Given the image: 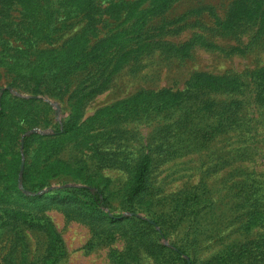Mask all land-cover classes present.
<instances>
[{"label":"rangeland","instance_id":"obj_1","mask_svg":"<svg viewBox=\"0 0 264 264\" xmlns=\"http://www.w3.org/2000/svg\"><path fill=\"white\" fill-rule=\"evenodd\" d=\"M233 1L182 0L168 13L170 19L182 18L178 26L184 30L166 35L165 41L181 44L202 35L220 49L197 45L183 58L158 47L146 53L141 63L133 57L121 61L103 87H99L105 78L103 69L96 76L97 68H87L69 70L59 82L48 85L45 94H34L25 82L10 89L7 116L0 126V153L5 151L8 159L20 153L18 192L33 197L65 187H96L110 202L107 215L85 213L76 206L32 203V198L9 188L13 184L9 172L15 168L4 165L0 169V207L23 210L49 222L46 229L24 231L29 262L23 264H186L185 260L221 264L220 255L236 245L264 240V125L254 103L259 81L250 75L264 66V35H256L257 28H246L235 39L207 30L214 26L216 17H225ZM105 62L107 66L110 63ZM114 66L115 61L109 70ZM199 73L240 77L253 131L220 136L201 151L180 150L168 158L169 152L157 154L161 162L154 170L151 189L134 203L132 212L124 203L131 170L160 126L152 119L124 114L103 118L98 114L141 92L185 91ZM7 80L0 78L1 90L7 88ZM97 88L103 89L97 92ZM72 113L73 122L81 128L67 136L57 135ZM234 150L241 151L234 154ZM26 167L29 178L24 181ZM240 180L254 188L236 185ZM197 187H201L198 195L204 208L194 221V216H187L181 208L175 210L171 204L177 199L175 194ZM251 191L257 194L261 216L250 214L255 212L254 202L248 201ZM108 216L121 219L112 223ZM133 217L149 224H135ZM0 232V264H20L15 261L20 248L17 254L10 251L12 233ZM178 249L185 255H179ZM5 256L9 258L6 263Z\"/></svg>","mask_w":264,"mask_h":264},{"label":"trees","instance_id":"obj_2","mask_svg":"<svg viewBox=\"0 0 264 264\" xmlns=\"http://www.w3.org/2000/svg\"><path fill=\"white\" fill-rule=\"evenodd\" d=\"M180 1L182 0H0V78L5 76L8 79L7 88L0 89V126L7 116L10 89L20 82H25L29 91L34 94H45L49 90L48 85L59 82L69 70L97 68L96 76L102 69L104 71L101 75L105 78L99 81V87H103L108 84L121 61L133 57V61L139 60L141 63L146 53L151 54L158 47H165L172 54L183 58L188 57L190 50L197 45L220 49L202 35H195L192 40L181 44H171L164 40L166 35L184 30V27L178 26L182 18L176 20L168 17L170 10ZM206 10L214 11L212 8ZM246 28H257L259 32L256 35H264V0H234L225 17H216L214 26L207 30L216 35L233 36L237 39V35L246 32ZM75 29L74 33L64 39L66 34ZM107 55L110 58H106ZM105 60L110 62L108 66ZM114 61V68L109 70V65ZM250 75L259 81L260 91L256 94L254 103L262 116L260 124L264 125V66ZM243 86L238 75L228 77L199 73L188 82V89L185 91L163 89L159 92H141L135 98L98 114V117L103 118H116L124 114L125 117L140 120L152 119L160 126L150 135L148 144L142 148L140 157L132 167L131 184L124 201L130 210L151 189L154 170L161 162L157 154L169 152L166 155L168 158L178 155L180 150L201 151L220 136L242 134L243 131L251 134L254 128L251 125L253 117L246 110L248 103L242 96ZM102 89L97 88L96 91ZM73 121L72 113L71 120L57 129V135L67 136L81 128ZM239 151L241 150H234V154ZM262 159L264 166V155ZM19 161V152L11 155L10 159L5 151L0 153V169L4 165L7 169L12 166L15 168L9 172V179L13 182L9 188L16 190L22 197L32 198V203L36 204L41 201L55 206H76L85 213L93 211L99 215H107L105 210L110 207L109 199L96 187H65L42 196H24L18 192L17 186ZM23 178L24 181L29 178L28 167ZM204 182L202 179L200 184L204 186ZM235 183L254 188L248 186L245 180ZM253 183L256 184L257 181L253 180ZM200 190L201 187H197L175 194L177 199L172 202V208H181L184 214L194 216L196 221L197 215L204 208V201L198 195ZM247 194L248 191L245 193L246 198ZM251 195L252 198L248 201L254 202L252 207L255 212L250 214L261 216L263 213L259 211L260 204L255 197L257 194L251 191ZM242 200L245 201L243 198ZM190 202L192 204L189 205ZM17 211L19 210L0 207V231L12 233L10 251L17 254L16 250L20 248L21 253L16 255L15 261L23 264L29 262L24 231L46 229L49 222L43 217L29 216L23 210ZM108 217L112 223L121 219ZM132 220L135 224H149L140 218L133 217ZM155 223L160 222L156 220ZM177 253L185 255L180 249ZM220 256L221 264H264V240L236 245ZM6 257L3 258L5 263L9 260ZM185 263L192 262L185 260Z\"/></svg>","mask_w":264,"mask_h":264}]
</instances>
